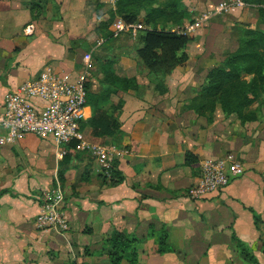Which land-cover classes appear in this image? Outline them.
Wrapping results in <instances>:
<instances>
[{
    "label": "crops",
    "instance_id": "crops-1",
    "mask_svg": "<svg viewBox=\"0 0 264 264\" xmlns=\"http://www.w3.org/2000/svg\"><path fill=\"white\" fill-rule=\"evenodd\" d=\"M219 1L182 5L196 15ZM248 10L235 5L184 35L185 60L163 74L139 58V31L119 35L129 34L130 45L104 36L105 0H0V100L45 68L74 81L103 38L92 49L80 126L88 144L128 150L113 159L121 179L114 183L87 149L70 147L60 158L52 138L34 134L1 146L0 264H110L104 241L114 230L137 239L136 260L119 264H254L237 241L264 264V118L242 121L201 101L208 72L237 47L229 37L245 27ZM123 77L129 83L116 82ZM223 157L244 172L191 198L201 163ZM54 184L65 197L63 233L35 224L36 195Z\"/></svg>",
    "mask_w": 264,
    "mask_h": 264
},
{
    "label": "built area",
    "instance_id": "built-area-1",
    "mask_svg": "<svg viewBox=\"0 0 264 264\" xmlns=\"http://www.w3.org/2000/svg\"><path fill=\"white\" fill-rule=\"evenodd\" d=\"M109 10L116 13L118 0H105ZM235 5L244 2L221 0L208 10L200 12L190 23L176 30L187 35L206 25L212 18L227 13ZM113 36L124 33L136 34L144 29L141 22H128L119 15L110 23ZM104 41L100 38L94 47ZM94 47L92 49H94ZM92 49L83 55L77 70V77L69 81L65 76L55 74L45 68L34 77H29L22 85L3 94L0 100V147L10 144L25 134L42 138H52L57 146V154L62 158L67 149H87L96 159L100 168L110 177L114 169L113 159L128 152L84 141L80 120L87 103V84L91 76ZM244 172L242 164L230 157L204 160L200 175L189 188L188 194L198 199L208 193L225 188L229 182ZM38 212L35 224L38 229L63 233L69 229L65 213V197L58 184L40 189L36 195Z\"/></svg>",
    "mask_w": 264,
    "mask_h": 264
},
{
    "label": "trees",
    "instance_id": "trees-1",
    "mask_svg": "<svg viewBox=\"0 0 264 264\" xmlns=\"http://www.w3.org/2000/svg\"><path fill=\"white\" fill-rule=\"evenodd\" d=\"M251 2L256 5L258 25L240 28L244 30V35H248L240 36L237 47L226 52L218 65L208 72L201 97V101L205 100L209 109H214L218 104L225 115L236 113L242 121L264 118V0ZM115 14L125 21L141 22L144 26L137 34L141 43L138 56L152 73H169L185 60L183 48L188 39L173 30L174 26L191 20V14L183 7L181 0H118ZM115 14L110 13L108 25ZM104 36L109 40L112 34L107 31ZM116 82L129 83V80L123 77ZM254 86L259 88L263 95L258 107L252 106L254 98H251L250 89ZM88 100L87 84V102ZM110 175V181L114 183L121 180L115 169ZM136 241L133 235L114 230L104 241L110 264H119L123 259L134 262ZM237 246L248 260L257 264L239 241ZM168 249L166 237L161 235L158 250L163 252Z\"/></svg>",
    "mask_w": 264,
    "mask_h": 264
},
{
    "label": "rangeland",
    "instance_id": "rangeland-1",
    "mask_svg": "<svg viewBox=\"0 0 264 264\" xmlns=\"http://www.w3.org/2000/svg\"><path fill=\"white\" fill-rule=\"evenodd\" d=\"M227 1H229V0H227ZM231 1V0H230ZM247 2H245L244 3V5L246 4L248 7H249V13L251 14V15H248V17H244V22L243 23H245L246 25H253V27H255V26H257L258 25V21H257V15H256V10H255V3H253V2H251V0H246ZM181 4H182V0H181ZM184 7V6H183ZM136 8V7H135ZM185 8V7H184ZM229 12V11H228ZM227 12V13H228ZM200 13V12H199ZM198 13V14H199ZM198 14H196V15H192L191 14V20H186V21H184L183 22V25L181 24V25H179V26H174L173 27V30L174 31H176V30H178V29H181L183 26H185L186 24H188V23H190ZM226 14V13H225ZM225 14H223V15H225ZM223 15H220V16H223ZM217 17V16H216ZM213 19V18H212ZM211 21V20H210ZM209 21V22H210ZM208 22V23H209ZM207 23V24H208ZM206 24V25H207ZM245 25V26H246ZM205 26V25H204ZM260 26H262V25H260ZM243 29H245V27H242ZM243 29H240V30H238L236 33H233L231 36V38L229 37V40L230 39H232V40H234V41H238V38H240V36H243L244 35V30ZM246 29H247V27H246ZM247 31V30H246ZM248 34H245L244 35V37H246ZM243 37V38H244ZM130 35L129 34H126V35H124V36H118V37H113V36H111V37H109V42L112 44V46H120V45H123V44H127V45H130ZM251 91H250V95H251V98H254V102H253V107H258V106H260V104H261V98H262V93L259 91V88H256L255 86H254V88H251L250 89Z\"/></svg>",
    "mask_w": 264,
    "mask_h": 264
}]
</instances>
